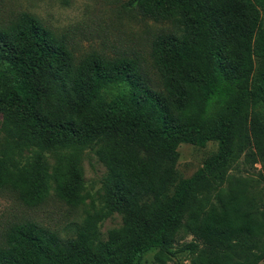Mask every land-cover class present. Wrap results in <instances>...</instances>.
<instances>
[{
  "label": "trees",
  "instance_id": "obj_1",
  "mask_svg": "<svg viewBox=\"0 0 264 264\" xmlns=\"http://www.w3.org/2000/svg\"><path fill=\"white\" fill-rule=\"evenodd\" d=\"M124 5L171 24L150 46L160 89L134 58H77L34 15L0 19V189L29 206L51 191L76 206L86 198L77 149L90 146L105 167L101 211L85 215L64 239L29 220L7 223L0 264H133L152 248L163 262L182 232L193 236L180 246L191 264H258L264 0ZM210 140L217 151L174 184L179 143ZM241 163L259 167L232 173ZM113 213L120 224L103 237L98 223Z\"/></svg>",
  "mask_w": 264,
  "mask_h": 264
},
{
  "label": "rangeland",
  "instance_id": "obj_2",
  "mask_svg": "<svg viewBox=\"0 0 264 264\" xmlns=\"http://www.w3.org/2000/svg\"><path fill=\"white\" fill-rule=\"evenodd\" d=\"M126 0H0V19L6 22L19 12L26 11L35 17L57 36H63L77 58L91 52L112 58L126 56L134 58L142 71L155 87L160 89V81L153 60L150 46L154 37L171 30L168 21H154L142 17L135 10H128ZM261 67L256 59L254 77ZM1 120V119H0ZM218 149L217 141H207L204 145L181 142L177 146L175 166L176 184L180 179L190 177L204 160ZM79 164L84 180V203L70 205L61 200L54 191L36 205H26L17 196L6 189H0V231L9 222L29 220L38 226L54 231L62 239L74 235L73 226L80 223L85 215L101 211L103 201L102 177L104 165L97 159L90 146L79 147ZM24 155H29L25 151ZM241 158L239 159V162ZM239 164L232 169L234 174L256 173L259 164L247 166ZM256 167V168H255ZM120 216L113 213L104 217L98 228L101 235L120 224ZM193 240V236L180 233L177 242L160 262L156 256L157 248L144 253L133 264H191V253L180 246ZM258 264H264V259Z\"/></svg>",
  "mask_w": 264,
  "mask_h": 264
}]
</instances>
